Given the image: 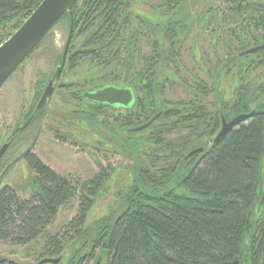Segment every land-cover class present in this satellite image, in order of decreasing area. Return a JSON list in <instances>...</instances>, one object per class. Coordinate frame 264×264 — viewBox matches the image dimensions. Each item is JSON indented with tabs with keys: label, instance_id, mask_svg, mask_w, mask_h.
Instances as JSON below:
<instances>
[{
	"label": "trees",
	"instance_id": "trees-1",
	"mask_svg": "<svg viewBox=\"0 0 264 264\" xmlns=\"http://www.w3.org/2000/svg\"><path fill=\"white\" fill-rule=\"evenodd\" d=\"M42 1L0 0V45L23 25ZM227 1L237 2L234 6L237 12L246 7L239 4V0ZM163 2L168 11L172 9V0ZM143 3L144 0H79L74 9L67 68L76 73L87 64L91 76L86 86L78 88L100 84L132 87L135 102L131 108L107 109L123 112L129 118H140L144 109L151 110L154 114L139 122L136 128L162 113L148 128L142 131L128 128L124 130L127 138L115 137L133 156L134 183L120 197L122 204L92 225L93 249L84 253L76 264L89 263L102 247L108 251L107 264H264V229L260 231L261 225L253 218L264 170V51L239 55L264 42L251 45L242 40L241 50L228 52L222 66L217 68L216 115L201 108L199 103L171 106L163 95L171 75L163 69L170 62H176V46L185 24L179 23L176 28L167 24L164 27L167 43L157 39L158 54L144 56L142 71L131 76L136 50L129 42L134 34L130 21L138 29L140 20L141 23L144 20L140 14ZM249 8H254L253 3L246 7ZM255 10L264 14V10ZM61 23L69 33L71 16L67 14L44 41ZM263 25L261 20L259 26ZM122 33L127 40L123 72L119 79L103 83L101 74L118 64L113 62L110 66L109 60L120 55L116 47L124 43ZM63 51L57 53L56 68L62 62ZM256 57L262 59L258 65L254 64ZM46 87L44 80L38 86L30 114L19 124L31 118ZM137 91L143 94L142 100ZM66 95L70 96L68 91ZM46 112L47 109L38 113L31 124ZM241 114L251 115L215 143L222 128V115L229 122ZM184 129L193 136L198 135L194 146L177 148L175 141L165 138V134ZM199 148L204 151L187 159L188 154ZM174 155L179 156L176 164H168L167 160ZM155 162L166 166L154 167ZM28 163L36 175L37 185L30 198L20 197L10 186L0 190V243L26 246L38 240L79 187L82 195L69 228L75 233L71 241L83 237L95 200L106 182L104 175L99 173L76 185L44 164L36 154L28 158ZM59 236L51 238L48 255H62V239L66 235L61 239ZM248 240L250 245H247ZM0 264L18 263L0 257Z\"/></svg>",
	"mask_w": 264,
	"mask_h": 264
},
{
	"label": "rangeland",
	"instance_id": "rangeland-1",
	"mask_svg": "<svg viewBox=\"0 0 264 264\" xmlns=\"http://www.w3.org/2000/svg\"><path fill=\"white\" fill-rule=\"evenodd\" d=\"M163 1L144 0L145 6L140 11L144 20L142 23L140 20L138 29L135 27L136 24L130 21V30L134 34L129 42L136 50L130 75L142 71L144 56L158 54L155 48L157 39L160 38V42L167 43L164 27L168 24L176 28L183 22L185 28L181 31L176 46V62H170L168 67L163 69L171 75V81L163 90L164 99L171 106L199 103L201 108L211 115H216L218 105L214 97V85L217 68L222 66L228 52L241 50L242 40L251 45L257 44L258 41L264 42V25L259 26L261 20L264 21V14L257 12L254 5V8L246 9L249 4L264 3V0H239V4L246 6L241 12L234 9L237 2L227 0H172L170 6L172 9L169 11L163 5ZM162 18L166 19V22ZM65 27L63 23L59 24L1 89L0 140L3 136L5 138L22 118L25 119L30 114L38 86L42 81L45 80L48 84L56 68L57 53L62 52L67 42L68 32ZM121 40H124V43L116 47L117 53H120L119 57L109 60L110 66L113 62L118 64L108 73L101 74L100 81L103 83L119 79L123 72L121 66L126 59L127 49L124 33ZM261 61L262 59L256 57L254 64L258 65ZM89 75L87 64L75 73L68 70L66 63L47 112L36 120L31 129L21 133L19 144L10 153L12 159L29 147L38 135L34 153L44 164L59 175L72 180L74 184L81 185L102 173L106 182L90 212L88 230L83 237L71 241L75 233L70 231L69 224L77 214L82 195L79 187L73 199L59 209L52 224L38 240L26 246L0 243V257L3 259L18 264H37L45 258H60L58 264H76L83 258L84 253L93 249L90 241L94 236L92 225L108 216L112 208L121 205L123 201L120 197L134 183L133 156L121 145L122 142L115 140V137L127 138L125 131L128 128H136L139 122H143L154 113L144 109L140 118H129L123 112H112L107 108L66 95L67 91L86 86V80L91 79ZM137 95L139 100L143 99L140 91H137ZM195 97L198 98L196 102ZM197 136L190 134L188 129L165 134L167 140L176 142L177 148L194 146L197 143ZM178 157L174 155L167 160L168 164H176ZM156 165L159 168L166 166L160 162L153 164L154 167ZM3 185L14 188L20 197L28 199L37 188L36 175L33 172L31 174L22 161L13 167ZM253 218L261 225L260 231L263 230L264 170L253 208ZM63 235L66 237L62 239L64 248L62 255H48L51 238L59 236L61 239ZM250 244L248 240L247 245ZM107 262L108 251L102 247L96 250L92 260L86 264Z\"/></svg>",
	"mask_w": 264,
	"mask_h": 264
},
{
	"label": "water",
	"instance_id": "water-1",
	"mask_svg": "<svg viewBox=\"0 0 264 264\" xmlns=\"http://www.w3.org/2000/svg\"><path fill=\"white\" fill-rule=\"evenodd\" d=\"M79 0H43L36 10L30 15V17L23 23V25L2 45H0V91L5 83L13 76V74L22 66V64L31 56V54L38 48V46L44 41L49 32L54 26L63 18L69 14L71 16V25L68 33L67 42L62 54V62L56 68L53 77L47 84L36 109L31 118L20 129H24L29 126L36 115L48 108L50 102L54 96L56 88L61 80L64 72L67 58L70 52L74 21L73 13ZM253 5L261 10H264V3L254 2ZM264 51V44L252 47L241 52L240 56L252 55L258 52ZM74 95L79 96L85 100L97 103L101 106L111 109L125 108L129 109L135 102V93L132 87H117L114 85H101L93 90L76 91ZM162 113H158L148 123L135 128V131H142L151 126ZM251 114H241L231 121H227L222 115V128L214 142H219L224 138L227 133L237 126L240 122L246 120ZM16 130L6 141V143L0 149V160L7 152L15 135L19 130ZM36 141L30 147V149L24 154L34 149ZM204 151L203 148L193 150L188 154L187 159L196 154H200ZM59 259L45 258L37 264H58Z\"/></svg>",
	"mask_w": 264,
	"mask_h": 264
},
{
	"label": "flooded vegetation",
	"instance_id": "flooded-vegetation-1",
	"mask_svg": "<svg viewBox=\"0 0 264 264\" xmlns=\"http://www.w3.org/2000/svg\"><path fill=\"white\" fill-rule=\"evenodd\" d=\"M54 75V74H53ZM53 77V76H52ZM59 84H60V82H59ZM59 84H58V86H59ZM101 85H104V84H100V85H94V86H87V87H83V88H75V89H73V90H70L69 91V95L70 96H72V97H74V98H76V99H80V100H82V101H84V102H86V103H89V104H93V105H96V106H100V107H102V108H108V107H104V106H101V105H99V104H97V103H93V102H91V101H88V100H85V99H83V98H81V97H79V96H76V95H74V93L76 92V91H82V90H89V91H91V90H93L94 88H97V87H99V86H101ZM58 86H57V88H58ZM56 88V89H57ZM55 94V93H54ZM53 99V98H52ZM52 101V100H51ZM50 104H51V102H50ZM50 106V105H49ZM26 124V122H22V123H18L14 128H13V130L10 132V133H8V135L4 138V136L1 138V140H0V149L2 148V146L6 143V141L8 140V138L16 131V130H18V129H20L21 127H23L24 125ZM34 125V124H33ZM33 125L32 124H30L29 126H27L26 128H24V129H20L19 130V132H18V134L17 135H15V137H14V139H13V142L11 143V145H10V147L8 148V150H7V152L4 154V156L1 158V160H0V187L1 188H3V187H5L6 185H3V183H4V181L6 180V177H7V175L11 172V170L13 169V167L17 164V163H19V162H25V164H26V168L30 171V173L32 174V168L30 167V165H29V163H28V158L32 155V154H35L34 153V149L33 150H31L30 152H28L26 155H24L29 149H30V147L33 145V143L36 141V144H37V139H38V135H36L35 136V138L32 140V144L29 146V147H27L25 150H23V151H21V152H19L15 157H13L12 159H11V154L10 153H12L11 151L12 150H14L16 147V145L17 144H19V138H20V135H21V133L22 132H24V131H26V130H29V129H31L32 127H33ZM39 134V133H38ZM35 147H36V145H35ZM34 147V148H35Z\"/></svg>",
	"mask_w": 264,
	"mask_h": 264
},
{
	"label": "crops",
	"instance_id": "crops-1",
	"mask_svg": "<svg viewBox=\"0 0 264 264\" xmlns=\"http://www.w3.org/2000/svg\"><path fill=\"white\" fill-rule=\"evenodd\" d=\"M19 3H21V2H23V1H21V0H17Z\"/></svg>",
	"mask_w": 264,
	"mask_h": 264
}]
</instances>
